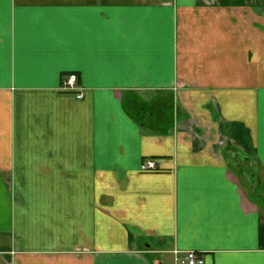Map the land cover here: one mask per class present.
<instances>
[{"label": "crops", "instance_id": "0c3cea01", "mask_svg": "<svg viewBox=\"0 0 264 264\" xmlns=\"http://www.w3.org/2000/svg\"><path fill=\"white\" fill-rule=\"evenodd\" d=\"M262 179L264 0H0V264H264Z\"/></svg>", "mask_w": 264, "mask_h": 264}, {"label": "built area", "instance_id": "2783aa9c", "mask_svg": "<svg viewBox=\"0 0 264 264\" xmlns=\"http://www.w3.org/2000/svg\"><path fill=\"white\" fill-rule=\"evenodd\" d=\"M61 89L66 92H74L77 99L82 97L81 89L77 86V78L75 74H68L63 78ZM140 170L142 172H154L159 170V166L155 161L145 160L141 164ZM173 254L175 256V264H204L202 255L192 251L181 254L174 251Z\"/></svg>", "mask_w": 264, "mask_h": 264}, {"label": "rangeland", "instance_id": "374dc122", "mask_svg": "<svg viewBox=\"0 0 264 264\" xmlns=\"http://www.w3.org/2000/svg\"><path fill=\"white\" fill-rule=\"evenodd\" d=\"M262 184H263V186H264V179H262V182H261ZM244 185L247 187V189L249 190V187H248V185L244 182ZM260 186H261V184H260ZM258 187L257 188V191H258V193H261L262 195H264V188L261 186V187Z\"/></svg>", "mask_w": 264, "mask_h": 264}]
</instances>
